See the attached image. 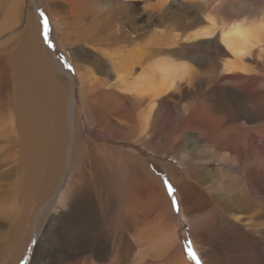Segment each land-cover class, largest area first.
Listing matches in <instances>:
<instances>
[{"label": "bare ground", "instance_id": "6f19581e", "mask_svg": "<svg viewBox=\"0 0 264 264\" xmlns=\"http://www.w3.org/2000/svg\"><path fill=\"white\" fill-rule=\"evenodd\" d=\"M15 1L18 5L11 6L0 0V233L13 230L16 248H0L4 249L0 262L24 251L27 238L17 247L19 230L32 193L40 190L45 203L60 190L54 215L67 207L73 210L72 243L60 247L58 255V248H39L32 264H121L124 254L106 230L115 201L111 190L81 222L85 199L92 196L83 176L101 182L106 173L120 168L127 185L120 205L125 213L136 207L134 186L140 185L150 197L148 212L163 221L161 236L146 235L137 241L165 259L161 264L195 260L172 225L173 200L178 202L181 222L188 225L187 240L193 238L197 245L192 248L196 258L219 264L215 257L206 258L197 240H208L210 233L218 236L222 230L233 252L231 264H264V99L260 92L251 94L233 83L214 84L206 90L211 94L195 106L190 97L206 84L199 75L202 56L190 54L188 61L162 49L181 40L217 37L214 45L217 42L228 57L222 61L225 71L245 72V59L264 68V8L250 17L242 9L252 11L250 6L241 5L242 18L234 21L219 13L225 0H158L125 21L119 14L121 5L148 0H45L51 13L46 14L52 15L63 49L70 48L68 55L76 67L73 77L64 81L46 59L44 32L30 13L34 4ZM169 4L184 13L173 17ZM210 62L217 65L215 59ZM165 99L187 102L175 111L161 104ZM166 128L178 136L170 144L173 152L163 156L151 145ZM143 145L156 161L176 157L162 181L141 161L138 150ZM71 171H75L71 191L77 196L68 200L62 189ZM101 186L110 183L106 180ZM14 217L19 223L15 228ZM89 227L101 245L91 240L92 234L86 233L85 239ZM129 239L132 249L136 239ZM139 262L153 264L145 255Z\"/></svg>", "mask_w": 264, "mask_h": 264}, {"label": "rangeland", "instance_id": "374dc122", "mask_svg": "<svg viewBox=\"0 0 264 264\" xmlns=\"http://www.w3.org/2000/svg\"><path fill=\"white\" fill-rule=\"evenodd\" d=\"M4 1L6 3L10 4L11 6H13L14 4L18 5V3H16L15 0H4ZM31 1L34 4V6H33V8H31L32 12H30V13L35 18L37 24L39 25L41 33L44 32V25H42L41 20H45V17L48 20L47 36H45L44 34L41 35L42 47H43V50L45 52L46 59L48 60L49 64L51 65L52 71L53 72L55 71L54 75L56 77H60V76L63 77L64 76L63 78L62 77H60V78L64 79V81H69L73 77L75 71H73V70L70 71L68 65H71L72 69H74V70L76 68L74 62L69 58V55H68V53L70 52V51L68 52V49H70V48L65 47V49H63L64 40L59 39L58 32L56 30L57 26L55 25V23L52 20V17H51L52 15H50L51 13L49 12L48 7L45 5V0H44V2H43V0L40 2L38 0H31ZM157 1L158 0H148L147 2H137L135 4H123V5H121L122 9L119 11V14L124 18L125 21H129L130 17H132V16L136 17L139 14L141 7H143V6L145 7L148 3L153 5V4L157 3ZM253 1L255 2L256 0H252V1L251 0H232V1L231 0H227V1L225 0V2H224L225 4L222 5L221 2H223V0H221V2H220L221 3V10H219L220 12L219 11H217V12L222 13V14H220L222 16L223 15L231 16L230 17V18H232L231 20L235 19L234 21H237V20L242 18V15L238 14L239 12H241L240 6L246 4L247 6H250L252 11H248V9L242 8L243 11L248 13V15H250V17L253 16L254 14H255L254 16H256V14H258L259 11H261L264 8V3H263L264 1L262 0V2H261V0H259L260 2L257 1V3L256 2L253 3ZM259 5H261V6H259ZM233 6L236 8L233 9L232 8ZM254 6H256L257 8ZM44 7L47 9H45ZM169 7L171 9L170 11H172L173 17H176V15H181L184 13V11H179L175 8H172L171 4H169ZM231 9H233V10L228 13V11ZM233 11L234 12L236 11L235 13L238 14V16H236V14ZM47 12H49L50 14L49 15L46 14ZM254 12H256V13H254ZM251 14H253V15H251ZM130 15H132V16H130ZM121 16H118V17H121ZM214 39L216 41H218L217 37H214ZM214 39H209V40L203 41L205 43H203V42H186V41L183 42L181 40V41H179L180 43L177 42L176 44H169V45H167V47H162V49L165 50V52L169 51L170 53H174L179 58L185 59L188 61H189L190 57H192V55H194V54L202 56L204 63L202 64V67H201L202 69L200 68L201 72H199V75L201 78V82L204 80L206 84H205V86H202V88L199 87V89L196 90V91L199 90V92L196 96L190 97L191 100L195 99L194 105L196 106V105L201 104L203 97L211 94L210 92H207L206 90L212 88L214 86V84H218L220 86H225L227 84L231 85L233 83L232 86H235L237 88L241 87L240 89H243V87H244L243 90L250 92L251 94H253L255 92H260V94L258 96H260V98L264 99V68L261 67L260 65H258V66L253 65L252 61H250L249 59L248 60L245 59L243 62L244 63L243 66H245L244 70L246 69L245 72L243 70H234V72L233 71H231V72L225 71L223 69L222 61L227 60L228 57H226V55H224L222 48L220 49V47H216V45L218 46L217 42H216V45H214L215 44ZM208 42H209V44H208ZM57 43L59 46L57 45ZM201 43H203V44H201ZM55 46H57V47H55ZM214 48H216L217 50L216 49L214 50ZM190 54H192V55H190ZM213 59H215L217 61L216 66L210 65V64H212L211 62L209 63V61H212ZM219 59H221V60H219ZM64 61H65V63H64ZM260 61H262V59ZM75 62L77 64L79 63L78 61H75ZM191 63H193V62L191 61ZM67 68H68V70H67ZM247 71H248V73H247ZM67 72H69V73H67ZM56 73H57V75H56ZM229 75L231 77H229ZM226 77H228V78H226ZM228 98L229 99L231 98L230 95H228ZM186 102H187L186 99H181L180 101L174 100V99L173 100L165 99L164 101L161 102V104L164 105L165 107H168L170 105V106H172L173 110L180 111V109L182 108V106ZM170 110H171V108L169 109V111ZM165 130L166 131H164V129H163L162 131L158 132L159 138L157 139V141L153 142V144L151 145L152 150H154L156 152L159 151L158 153L163 155V156H166L168 153L173 152V148L171 147L170 144L172 142V139L173 138L175 139V137L178 136V134L176 133V130H174L173 128H166ZM172 133H175V134H172ZM166 142H167V144H165ZM148 148L149 147H147L145 145L139 146V150H138V152L140 153L139 157H140L141 161L145 164V166L148 168V170L155 177H157L158 179H161V181H162L161 177H165V176L169 175V167H173L174 163L176 164V157L174 155H171V156L168 155L167 157L163 158V160H160L162 157H158V159L160 161L158 159L156 161L152 157V154H151L152 152ZM165 150H166V152H165ZM165 159H167V160H165ZM216 167H218V166H216ZM114 168L117 169V167H114ZM123 171H124L123 169L121 171V169L119 168L118 170L112 171V174L106 173V175L104 176V179L101 180V182L95 180V178H87V177L83 176V182L85 184H87L86 186L90 187L89 191H90L92 196L86 197V199H88V203L86 202V199H85L84 205H86V206L82 207V209H84V211H83V214L81 215V222H85V219H87V216L89 215L91 209L96 210L97 207L98 208L100 207V202L106 196H108V194L111 190L112 193L114 194L115 201L109 207V214H108V218L106 220L107 224L108 223L109 224H108L106 230H107V232L110 231V232H108L107 235L112 236L111 239H113V242H116V244L118 245L117 247H119L121 249L122 255L124 254V258L121 259L119 262H121V264H140V262H139L140 256L145 255L146 260L149 262L151 261L150 263L161 264L164 262L165 259H162V258L158 259L157 254H155L152 249H150L149 247L140 246L137 241H139L138 238L144 237L146 235L154 236L155 238H158L159 236H161L163 233V230H164L163 221H160L159 219L155 218V215L152 216L150 214V212H148V210L146 208L147 207L146 201H148L150 199V197H149V194L147 192H145L143 190L142 186H140V185L134 186V188H135L134 192L136 194L135 195L136 198H134L136 200V207L133 209L131 208V210H129V212L127 210L128 208L125 207L126 208V213H125L124 208L120 206L123 204L122 203L124 201L123 198H126V196L122 195V193L124 191L123 188L125 186L127 187V185L124 183V172ZM162 171H163V173H162ZM72 172L74 173L75 171L69 172L68 173L69 175L67 173H64V175L65 174H67V175H66L65 181L63 183V189L61 188L63 178L61 179V181H59V187H60L59 189H62L64 195L68 196V200H72V199H74V197L77 196L75 191H71V188H72L71 187V184H72L71 179H73V176H74V174ZM71 175H72V177H71ZM106 180L109 181L110 186L109 187H104V186L100 187V185H103L104 181H106ZM117 182H118V184H117ZM164 182H165V180L163 181V183ZM97 186H98V188H97ZM144 189H145V187H144ZM129 192L131 195L132 193L130 190H129ZM58 194L60 195V190L57 193V196L55 198L53 196L49 200H47L45 203H43L42 197H40L41 196L40 190H39V192H37V194L32 193L33 197H30V199L27 202V209H25L26 214L24 215L25 217L23 216V218H22L23 221L21 220L22 221V227L20 226L21 229L19 230L21 232L20 233V242L18 243L17 247H19V245L22 243V240H24L25 237L27 238L25 243H23L24 244L23 245L24 251H22L21 254H19V255L12 254L13 256L12 255L11 256L10 255L4 256L2 259L3 261H1L0 264H32L33 260L36 259V253H37L36 251L37 250L39 251V248L49 246L50 248L53 247V249H52L53 251L55 250V248H58V251L56 252L57 253L56 255H58L60 253L61 248H64L67 243L68 244L72 243L71 240H73V236L75 235L73 232L72 233L70 232V231H72L71 224H73V222H72L73 210H70V208L67 207L66 211L64 210L60 214L54 215V211H55L54 207L56 206V200H57V197L59 196ZM54 199H55V201H54ZM90 207H91V209H90ZM173 207H174V205H173ZM74 214H75V212H74ZM146 216H148V217H146ZM132 218H133V220H132ZM14 219H15V223H14V228H15L16 224L18 222L16 221L15 217H14ZM130 222H131V224H130ZM94 223L95 222H92V224H94ZM172 225H173L175 230L179 231L180 237H182V238H184V240H186L185 246H188L191 249L193 248V250L195 249V247L197 248V245L195 244L193 238H190V240H187L188 239L187 238V236H188L187 235L188 234V225L181 222L179 211L177 212L175 207L173 208V212H172ZM91 229H93V227L92 228L89 227L88 229H85L84 235L86 233L92 234L91 240L94 241L95 240L94 239L95 234L93 235V232H92L93 230H91ZM12 231L13 230L8 231V229H6L2 233H0V248L5 247V246L8 247L10 245H11V248H14V247L16 248V246L14 244L15 242L12 241L13 240ZM111 232H112V234H111ZM87 234L85 235V239H88ZM214 235L215 234L210 233L209 239L205 240V241H203L201 239L197 240V243L199 244L198 247L199 248L201 247L200 249L203 253L206 254V258L209 257V259H211V260L212 259L214 260L216 258L215 260H217L219 264H225V263L231 264L230 254L233 252H231L232 250L230 248V243L226 239L227 235H225L222 230L219 232L218 236H214ZM71 237H72V239H71ZM132 237L135 238L136 240H135V243H133V245L131 247L132 249H128L129 248L128 246L130 243L132 244V241L130 239L126 240V238H132ZM116 240L117 241L119 240L118 241L119 243ZM95 242H98V244H100V245L102 244L101 240H95ZM190 245H192V247ZM3 250L4 249H0V255L2 254ZM48 250L49 249H47L46 251L48 252ZM216 250H217V252H216ZM210 252H212V253H210ZM225 255H226V257H225ZM250 256H252V258H254L253 254H251ZM12 260H14V261H12ZM26 260H28L27 263H26ZM197 260H199L200 264H205L204 260L200 259L198 256L194 260L193 264H197ZM13 262H15V263H13Z\"/></svg>", "mask_w": 264, "mask_h": 264}, {"label": "snow or ice", "instance_id": "6c2138e0", "mask_svg": "<svg viewBox=\"0 0 264 264\" xmlns=\"http://www.w3.org/2000/svg\"><path fill=\"white\" fill-rule=\"evenodd\" d=\"M47 31H48V20L45 19V20H44V34H45V36H47ZM68 67H69L70 70H73V71H74V69H72L71 65H68ZM168 191H169L170 194L174 191V189L172 188V186H171L170 184L168 185ZM173 205H174V207L176 208V210H177V212H178V211H179V205H178V202L175 201V200H173ZM188 252H189V255H190L193 259H196V255H195V253L192 251L191 248L188 249ZM197 264H200L199 260H197Z\"/></svg>", "mask_w": 264, "mask_h": 264}]
</instances>
